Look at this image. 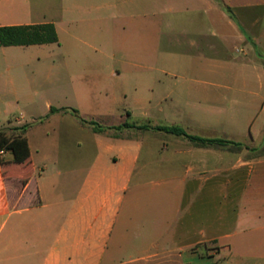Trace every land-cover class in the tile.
I'll use <instances>...</instances> for the list:
<instances>
[{
    "label": "crops",
    "instance_id": "obj_1",
    "mask_svg": "<svg viewBox=\"0 0 264 264\" xmlns=\"http://www.w3.org/2000/svg\"><path fill=\"white\" fill-rule=\"evenodd\" d=\"M42 23L58 43L0 46V130L29 125L26 162L0 149V264H264V0H61L50 19L0 17ZM46 45L58 59L29 74ZM51 108L149 128L98 133Z\"/></svg>",
    "mask_w": 264,
    "mask_h": 264
},
{
    "label": "trees",
    "instance_id": "obj_2",
    "mask_svg": "<svg viewBox=\"0 0 264 264\" xmlns=\"http://www.w3.org/2000/svg\"><path fill=\"white\" fill-rule=\"evenodd\" d=\"M225 11L229 17L235 21V17L232 14L229 7L224 6ZM58 43V37L55 31L53 24L51 23H42V24H30V25H16V26H3L0 27V46H29V45H40V44H51ZM51 113L66 112L71 114L76 118L82 125H87L91 127L94 132H104L106 130L114 129L121 130L124 128H137L145 129L149 128L147 126L135 127L133 125L124 123L117 127H102L95 122L87 121L81 118L78 114V111L73 108H51ZM28 124L23 125L18 128L7 129L4 128L0 130V149H5L11 151L17 161L24 163L27 161L26 156V144L24 139L20 138V134H23L24 131L28 128ZM153 129L158 131H163L171 133L178 136H185L192 141H196L202 144L206 143H224L222 140H207L195 136H190L185 133V131L179 127H154ZM18 132V135L14 137L15 132ZM8 132L10 134H8Z\"/></svg>",
    "mask_w": 264,
    "mask_h": 264
},
{
    "label": "rangeland",
    "instance_id": "obj_3",
    "mask_svg": "<svg viewBox=\"0 0 264 264\" xmlns=\"http://www.w3.org/2000/svg\"><path fill=\"white\" fill-rule=\"evenodd\" d=\"M254 1V0H253ZM61 0H0V17L7 15L8 13H11L12 11H16V9H19V7H27L29 11H31V15L33 20H36L37 18L40 20H43L44 18H52L58 10V7L60 6ZM38 50L32 51L31 53H40L41 59L40 63H34L29 64L27 66L28 73H32L37 70L38 65H42L45 61L51 62L53 60L58 59V53L59 49L56 45H46V46H40L37 48ZM78 65V63H76ZM98 79L90 77L87 75V87H93L94 84H96ZM70 84L68 81L64 80L61 82V86ZM49 86L45 81L39 80L38 81V88L36 90L39 91L40 94L46 93L48 91ZM33 89V90H35ZM98 96V95H97ZM40 101L39 98H37V104L36 107L39 105ZM39 108V106H38ZM36 109L35 107L31 109V107H27L24 109L25 116H28L29 114H33V116L38 117L40 114V110ZM21 111L16 110L15 114H19ZM13 128V127H11ZM7 128V129H11Z\"/></svg>",
    "mask_w": 264,
    "mask_h": 264
},
{
    "label": "built area",
    "instance_id": "obj_4",
    "mask_svg": "<svg viewBox=\"0 0 264 264\" xmlns=\"http://www.w3.org/2000/svg\"><path fill=\"white\" fill-rule=\"evenodd\" d=\"M4 153V151L3 150H0V154H3Z\"/></svg>",
    "mask_w": 264,
    "mask_h": 264
}]
</instances>
